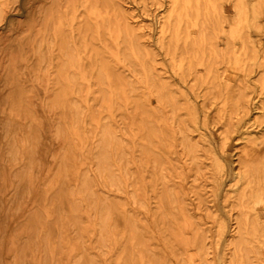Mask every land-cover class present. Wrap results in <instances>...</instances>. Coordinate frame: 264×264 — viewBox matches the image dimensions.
<instances>
[{
	"label": "bare ground",
	"instance_id": "6f19581e",
	"mask_svg": "<svg viewBox=\"0 0 264 264\" xmlns=\"http://www.w3.org/2000/svg\"><path fill=\"white\" fill-rule=\"evenodd\" d=\"M63 1L56 0L54 6L42 12V26L37 34L44 38L48 36L50 40L40 41L36 47L38 53H45L46 44L50 53L56 51L57 67L52 71L45 102L58 114L56 135L64 139V147L56 155V168L48 181V191L57 184L60 189L52 196L50 204L44 201V204L35 205L31 216L26 218L27 242L16 245L14 256L24 259L34 254L42 259L40 264H62L68 243L73 255L70 264H99L98 255L83 243L84 229L90 226L100 254H107L111 242L122 241L117 264H162L164 259L145 237L142 220L127 211L123 200L108 194L109 191L129 192L135 203L147 206L142 177H135L131 169L134 151L136 162L156 189V220L163 233H169L174 245L178 246L176 255L180 263L195 264L186 249L189 238L181 232L183 228H193V241L199 248L201 264H211L207 257V229L199 217L189 213L181 201V192L168 187L169 180L176 176L174 162L177 156L173 155L177 154V145L197 174L202 169L201 145L191 134L188 123L189 113L197 109L196 104L185 100L172 80L158 71L155 64L157 51L143 41L139 28L132 25L126 12L118 9L114 0H71L75 7L84 6L87 12L81 20L75 14L71 22L64 20ZM102 1H108L106 14L98 9L97 4ZM7 3L8 0H0V18ZM169 3L168 14L160 22L158 44L173 69L182 72L185 82L190 81L193 89L204 91L203 96L212 103L221 100V114L229 110L225 131V139H228L236 114L249 108L252 89L247 80L232 85L221 73L220 65L228 61L240 63L249 72L257 68L255 84L264 92V46L259 47L249 30L250 18L256 28L262 30L259 16L264 11V0H254L252 5L248 0H233L236 14L229 30L225 27L228 17L223 0H169ZM193 23L200 28L197 38L190 31ZM223 33L226 34V47H221L219 42ZM87 35H92L93 39L103 35L111 50L119 53L118 64L127 66L129 72L117 68L102 51L96 55L94 43H85V51H91L92 55L89 54L90 70L81 82L77 70L80 67L77 52L80 40L74 38L83 41ZM237 40H240V48H237ZM199 65L205 67L204 72L198 71ZM11 78L9 75L8 81ZM37 78L35 80L41 77ZM11 88L9 98L15 104L10 107L11 117L7 121L13 132L8 141L7 158L17 161L20 130L13 129L14 125L24 119L29 122L27 137L21 138L24 140L21 144L25 146V140L28 144L34 138L33 134L39 132L41 121L26 105L28 92L22 89L24 87L14 83ZM154 98L158 103L155 104ZM259 107L264 108V104ZM86 112L90 113L88 157L80 163L75 160L76 168L73 169L71 138L76 141L74 155L78 156L85 143L81 118ZM122 131L133 141L121 135ZM249 140L253 148L241 160L235 180L239 188L235 195L229 196L237 215L234 232L228 241V264H256L259 250L254 238L264 234V222L252 210L256 200L264 202V134ZM26 167L27 164L19 167L20 180L24 179ZM47 206L56 211H45ZM82 213L89 216L88 224L83 225ZM46 222L51 225L48 229L32 233L36 223ZM69 231L72 234L68 235ZM119 232L120 237L114 241L113 237Z\"/></svg>",
	"mask_w": 264,
	"mask_h": 264
},
{
	"label": "rangeland",
	"instance_id": "374dc122",
	"mask_svg": "<svg viewBox=\"0 0 264 264\" xmlns=\"http://www.w3.org/2000/svg\"><path fill=\"white\" fill-rule=\"evenodd\" d=\"M55 1L8 0L0 18V94L4 88L11 87L14 83L26 87L29 78H32L33 83L35 76H38V78L41 77L35 81L36 86L44 90V96L35 97L36 101L41 103L40 107L44 110L36 113V116L41 121L40 130L36 132L30 142L31 146H34L33 149L35 148L37 151V154H39L38 151H41L42 163L37 160V169H40V173L36 174L35 182L32 184H29L26 178V172H24L25 178L22 180L19 179L21 182H12L10 184L0 182V264L41 263L40 260L42 259H39L40 256L34 254L29 255V257H24V259H17L14 256L16 245L27 242L26 236L28 232L26 229L28 225L26 218L31 216L29 214L33 211L35 205L37 206L40 203L50 204L53 200L52 196L58 193L60 189L58 184H54L56 185V188H53L55 190L49 189L50 191H48V181L52 177L53 170L56 168V155L64 147V139L55 134V127L58 124V114L47 111L45 102L47 87H49L48 85L52 79V71L57 67V60L55 58L56 51L50 53L46 47L47 44L45 45V53H38L36 51L38 42L43 40L48 42L50 40L48 36L46 38L40 37L41 35L37 33L42 26V12L54 6ZM114 1L118 9L120 8L126 12L132 25L139 28L140 35L143 36V41L157 51L155 64L158 71L172 80L176 88L184 94L183 98L185 100L196 104L197 109L189 113L188 123L192 128L191 134L201 145L202 169L197 174L190 166L189 161L182 156L181 147L177 145V154L173 155L178 157H176V163L174 162L176 164L174 169L176 176L169 180L168 187L181 192L183 196L181 201L188 207L189 213L199 217V220L203 223V227L207 229V243L209 248L207 257L209 258V263L228 264L227 258L229 257L230 250L228 241L234 232L236 226L235 217L237 215L236 210L232 209L229 196L235 195V191L239 188L235 180L241 168V160L248 152L252 151L253 143L249 138H255V136L261 137L264 134V108L259 107L264 104V92H261L260 87L255 84L259 70L254 68L253 71H245L240 63L228 61L220 65L221 73L225 75L226 80H229L232 85L247 80L252 89L249 108L236 114L232 121L234 125L233 131L230 133L228 139H225L226 124L230 117L229 110L221 114L219 111L222 105L221 100H216L212 103V101L203 96L204 91L200 90L199 92L191 87L190 81L185 82L182 79V72H176L173 69L168 56L158 44L160 22L168 14L169 0ZM253 1L248 0L251 5ZM79 3L82 4V2ZM97 5L103 14L107 13L108 1H102ZM223 6L225 15L228 17V22H226L225 27L229 30L231 22L235 17L236 9L233 0H223ZM77 7L78 10L75 11ZM61 8L65 12L64 20L70 22L74 19L75 14H78V19L81 20L84 14L87 13L84 6L75 7V2L71 0H64ZM259 22L262 30L256 28L252 18H250L249 30L253 39L262 48L264 46V11L259 16ZM190 31L194 38H197L200 34L199 26L194 23L191 24ZM74 39L76 41L80 40L79 46L77 44V52H79L80 56V67L77 70L81 74V82L85 81L91 63L89 58L91 51H87L88 53L85 51V43H94V52H96V55L99 51H102L107 58H111L116 63L117 68L129 72L127 66L118 64L119 53L116 50H111V46L108 45L103 35H100L98 39H93L92 35H87V38L83 39V41L77 37ZM219 42L221 47L227 46L225 33L219 37ZM236 44L237 48H240V40H237ZM198 71L201 73L204 72L205 67L199 65ZM8 75L12 76L10 81H8ZM43 77L44 79H42ZM87 84L91 86V83ZM79 98L82 100L83 96L80 95ZM154 102L155 104L158 103L156 98H154ZM10 110H8L6 104L2 105L0 102V123L2 122V115L6 117ZM81 120L84 125L82 135L85 143L82 144V148L78 152L79 163L88 157V144L90 140L88 124L90 122V113L86 112ZM23 124L25 127L23 130L24 134L19 136V139L16 137L21 150V157L16 163L19 167L26 165L28 158L27 151L29 143L26 144L25 140V146L21 144V142L24 143V140L21 141V138L25 137L26 139L27 137L25 134L27 131L26 119H24ZM1 127L2 124H0V181L4 177V169L2 167L4 166V160L2 157L4 150L8 146V138L2 135L3 130ZM121 135L128 137L129 140L131 139L123 131ZM71 143L74 147L76 141L71 138ZM47 150L49 152L45 156V151ZM132 155L133 163L131 169L134 171L135 177H142V191L144 192V199L147 206L142 207L140 204L135 203L131 199L129 192L119 194L109 191L107 193L123 200L126 203L127 211L142 220L141 223L145 226V237L151 240V247L157 249L164 259L162 264H181L176 255L178 246L174 245L169 233L167 235L163 233L159 221L156 220V189H153V185L145 177L146 173L141 169L139 162H136L137 158L134 151ZM92 165L94 166V162H92ZM132 181L133 183L135 182V180ZM252 210L264 222V202L256 200ZM45 211L55 212L56 210L47 206ZM37 216L44 217L45 219L48 217V215ZM81 219L83 225H85L89 223L90 218L82 213ZM44 225L46 226L44 227ZM34 226L32 233L40 232L43 228L48 229L51 225L49 222H46L45 224L36 223ZM88 228L87 230L84 229L83 243L98 255L97 259L100 260L99 264H117V260L122 253V241H116L115 239L120 237L121 233L119 232L116 234L117 237H113V240L116 242H111L107 254H100L96 245V235L90 230V226ZM181 232L185 237L189 238V242L186 244L188 254L194 258L195 264H201L202 259L198 252L199 248L193 241L195 235L194 229L183 228ZM69 234H72V232L69 231ZM254 244H256L259 250L256 264H264V234L257 236L256 239L254 238ZM68 245L70 244L67 243V246L65 245V262L62 264H70L73 259V255L69 251L71 246ZM123 259L127 258L124 257Z\"/></svg>",
	"mask_w": 264,
	"mask_h": 264
},
{
	"label": "crops",
	"instance_id": "0c3cea01",
	"mask_svg": "<svg viewBox=\"0 0 264 264\" xmlns=\"http://www.w3.org/2000/svg\"><path fill=\"white\" fill-rule=\"evenodd\" d=\"M8 76H7V78H8ZM2 78H3V76H2ZM35 78H36V76L34 77L33 83H32V78H29V80L27 82L28 83L27 86L22 88V89L26 90L28 92L27 96L25 97L26 98L25 102H26V105L28 107L32 108V111H33L34 115L36 116L37 115L36 113L42 112V110H44V109H42L40 107L41 103L37 102L35 97L36 96L41 97L42 95L44 96V90L41 87L36 86ZM80 81H81V75H80ZM11 92H12V88L8 87L6 89L4 88L0 94V102L2 103V105L6 104L8 106V110H10V107L11 106L13 107L15 104L14 101L11 100V98H9ZM47 109H48L47 111H51L49 107H47ZM53 113H55V112H53ZM10 117H11L10 112H8L6 117H4V115H2V117H1L2 122L0 123V124H2V127H1V129L3 130L2 135L6 136L8 138L7 139L8 141L10 140L11 136L13 137V132L10 130L9 126L7 125V121L10 119ZM14 128L20 130V134L17 136H21L22 134H24L23 130L25 127H24L23 121L21 123H18V125H14L13 129ZM29 128H30L29 122L27 121V131L29 130ZM27 131H26V133H27ZM56 131H57V126L55 127V134H56ZM33 135H35V134H33ZM14 137H15V135H14ZM13 141H14V139H13ZM30 145L31 144L29 142L28 151H27L28 152V155H27V157H28L27 162L28 163H27V167H26L25 171H26V178H27L29 184L30 183L32 184L35 182L36 174L40 173V169L39 170L37 169V160H38V162L42 163V160H41L42 157H41V151H38L39 154H37V151L35 150V148L33 149L34 146L32 147ZM9 150L10 149H8V146H7V148L4 150V155L2 157L4 160V166H2L4 169V173H3L4 177H3L2 181H0V182H3L5 184H10L12 182H21V181H19V177H20V174L18 173L19 166L16 164L17 161L21 157V150L19 151L20 153L18 154V160L17 161H13V160L7 158ZM74 150L75 149L73 147L71 150V161H72V168L73 169L76 168V166L74 164L75 160H78V156H76V153L74 155ZM47 152H49V150L45 151V154H46L45 156H47V154H48ZM66 162H68V161H66ZM11 175H13L14 177ZM24 178H25V176H24Z\"/></svg>",
	"mask_w": 264,
	"mask_h": 264
}]
</instances>
